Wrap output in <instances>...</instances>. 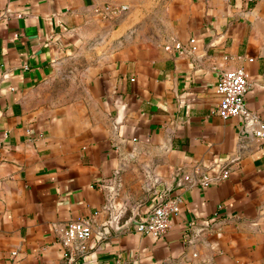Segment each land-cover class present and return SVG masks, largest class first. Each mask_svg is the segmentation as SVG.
I'll return each instance as SVG.
<instances>
[{
  "label": "crops",
  "instance_id": "0c3cea01",
  "mask_svg": "<svg viewBox=\"0 0 264 264\" xmlns=\"http://www.w3.org/2000/svg\"><path fill=\"white\" fill-rule=\"evenodd\" d=\"M237 67L264 121V0H0V264H264V141L214 114Z\"/></svg>",
  "mask_w": 264,
  "mask_h": 264
},
{
  "label": "built area",
  "instance_id": "2783aa9c",
  "mask_svg": "<svg viewBox=\"0 0 264 264\" xmlns=\"http://www.w3.org/2000/svg\"><path fill=\"white\" fill-rule=\"evenodd\" d=\"M111 15H118L126 10V7H107ZM176 50L181 49L178 43L173 44ZM170 49V47H166ZM250 89L249 75L243 67H237L231 71H223L219 74L215 90L218 95V103L214 114L222 120L241 118L253 126V137L258 141H264V121L258 119L253 113H249L245 106V96ZM227 173L221 176L226 179ZM185 181L191 187L197 183L185 177ZM180 200L176 197L160 201L151 212L138 221L133 222L134 233L151 237L154 240H162L171 229V217L179 212ZM96 214H94L95 216ZM102 232L94 230L93 218H83L67 224L63 231L60 243L65 250V256L82 254L86 250V244L92 238L101 239Z\"/></svg>",
  "mask_w": 264,
  "mask_h": 264
}]
</instances>
